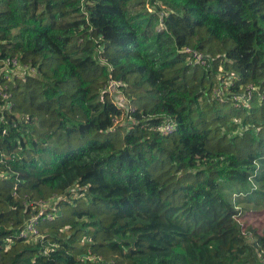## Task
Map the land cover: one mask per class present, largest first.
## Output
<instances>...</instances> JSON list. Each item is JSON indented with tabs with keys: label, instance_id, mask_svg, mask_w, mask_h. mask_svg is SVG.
Masks as SVG:
<instances>
[{
	"label": "trees",
	"instance_id": "1",
	"mask_svg": "<svg viewBox=\"0 0 264 264\" xmlns=\"http://www.w3.org/2000/svg\"><path fill=\"white\" fill-rule=\"evenodd\" d=\"M12 59L38 73H0V264H264L238 220L264 211V0H0Z\"/></svg>",
	"mask_w": 264,
	"mask_h": 264
},
{
	"label": "built area",
	"instance_id": "2",
	"mask_svg": "<svg viewBox=\"0 0 264 264\" xmlns=\"http://www.w3.org/2000/svg\"><path fill=\"white\" fill-rule=\"evenodd\" d=\"M184 52L193 54L192 60L196 64L207 66L208 59L205 55L201 53H195L190 49H186L184 50ZM0 73H3L2 75H4V77L8 80H14L15 77H19L20 79L25 80L27 77L36 76L38 71L30 64H23L19 59H12L4 62V66L0 69ZM227 86L228 85H224L222 87L216 88L214 91V98H217L218 100L221 101H226V99L229 97V94L227 93L226 90ZM122 87L123 84L121 82L110 79L104 88V93L110 96L111 102L117 108L130 113L133 111V107L129 99L125 96ZM2 98L5 101V107L10 109L11 108V104L9 102L10 96L8 94H3ZM238 99H239L238 97H233L234 101H237ZM175 129H176V125L174 121L168 120L164 125L160 126L157 130L162 134L166 135L174 132ZM55 200L51 201L48 204L47 203L40 204L41 207L40 213L30 218V220L26 222L25 226L19 233V237L21 239L27 242H31V241H38L42 238L39 229L37 227V223L40 220V218L44 216L45 214L44 210L46 208L51 207L52 202H55ZM46 219L52 220L53 217L49 215L46 217Z\"/></svg>",
	"mask_w": 264,
	"mask_h": 264
},
{
	"label": "rangeland",
	"instance_id": "3",
	"mask_svg": "<svg viewBox=\"0 0 264 264\" xmlns=\"http://www.w3.org/2000/svg\"><path fill=\"white\" fill-rule=\"evenodd\" d=\"M229 80H227L228 82ZM240 211V208L238 209ZM238 217L239 222L246 227L247 225H253L257 229L264 228V211L261 214H257L252 209L244 210V213Z\"/></svg>",
	"mask_w": 264,
	"mask_h": 264
}]
</instances>
